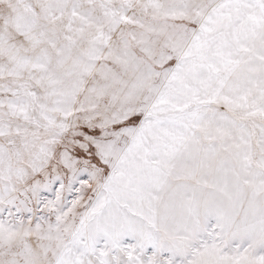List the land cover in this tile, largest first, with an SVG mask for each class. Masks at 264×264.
I'll return each instance as SVG.
<instances>
[{
	"label": "snow or ice",
	"instance_id": "1",
	"mask_svg": "<svg viewBox=\"0 0 264 264\" xmlns=\"http://www.w3.org/2000/svg\"><path fill=\"white\" fill-rule=\"evenodd\" d=\"M0 264H264V0H0Z\"/></svg>",
	"mask_w": 264,
	"mask_h": 264
}]
</instances>
